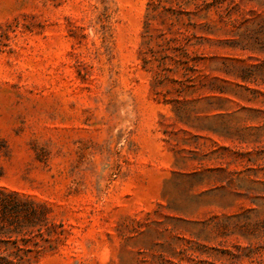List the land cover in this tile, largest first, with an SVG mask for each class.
<instances>
[{"label":"rangeland","instance_id":"rangeland-1","mask_svg":"<svg viewBox=\"0 0 264 264\" xmlns=\"http://www.w3.org/2000/svg\"><path fill=\"white\" fill-rule=\"evenodd\" d=\"M177 1L0 0V186L49 208L31 264H264V0Z\"/></svg>","mask_w":264,"mask_h":264},{"label":"trees","instance_id":"trees-1","mask_svg":"<svg viewBox=\"0 0 264 264\" xmlns=\"http://www.w3.org/2000/svg\"><path fill=\"white\" fill-rule=\"evenodd\" d=\"M176 4L180 7V13L183 12L182 4H191L192 9L186 12L197 15L201 10L206 11L210 2L208 0H181ZM179 32L188 38L189 34ZM175 49H182L187 54L186 48L181 44H177ZM48 212L49 208L45 203L38 202L16 190L0 186V264H31L37 258V251H33L30 244H36V236L43 237L39 228L40 225L46 224Z\"/></svg>","mask_w":264,"mask_h":264}]
</instances>
